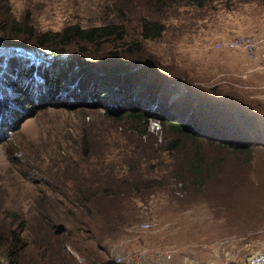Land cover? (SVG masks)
Instances as JSON below:
<instances>
[{
	"label": "rangeland",
	"instance_id": "rangeland-1",
	"mask_svg": "<svg viewBox=\"0 0 264 264\" xmlns=\"http://www.w3.org/2000/svg\"><path fill=\"white\" fill-rule=\"evenodd\" d=\"M8 1L16 20L27 21L39 32L56 31L66 24L96 25L120 9L128 36L137 40L138 10L119 0ZM165 27L159 39L144 43L145 52L160 64L159 74L172 75L170 78H178L180 83L174 87L155 84L152 90L147 89L149 84L134 85L133 76L124 68L97 67L95 60L101 55L91 54L97 58L88 59L92 66H68V55L54 60L23 57L1 42L0 79L17 81L16 71H8L10 65L67 73L61 88L44 101L36 97L43 84L37 76L29 81L23 77L26 89L20 93L2 89L11 104L3 111L0 106V228L5 229V237L20 236L19 264H117L115 258L122 255L128 259L118 264H240L263 247L264 51L254 59L239 50H218L215 44L240 35L264 41V5L256 0H235L225 6L212 5L198 15L180 10L167 19ZM109 51H117L121 60L122 52L109 47L101 51L102 56ZM12 58L16 63L11 64ZM79 60L83 62L81 57ZM114 79L123 82L118 85L117 97L159 100L163 114L174 116L202 136L249 142V152L225 156L203 184L178 185L173 197L166 192L152 193L140 204L141 220L133 228L105 225L100 216L87 220L61 195L49 191L45 184L51 181L45 176L59 169L56 155L71 151L73 144L80 142V134L93 133L87 140L98 150L102 143L96 136L114 131L122 122L105 119L101 112L110 106L114 89L101 101V108H95L93 100L72 97L79 96L81 85L87 97L92 85L108 86ZM183 85L198 93L220 91L219 95L231 97L235 106L258 115V123L245 114L230 115L229 109L224 113L196 110L182 91ZM156 101L149 110L157 111L152 108ZM147 132L151 138L143 139L160 143L166 129L153 119ZM110 141L109 147L115 148L117 140ZM157 163L153 161L152 166ZM71 171L64 173L66 178L71 177ZM53 211L61 215L56 217ZM9 249H0V258ZM167 254L170 259H163ZM0 264L5 263L0 259Z\"/></svg>",
	"mask_w": 264,
	"mask_h": 264
},
{
	"label": "trees",
	"instance_id": "trees-1",
	"mask_svg": "<svg viewBox=\"0 0 264 264\" xmlns=\"http://www.w3.org/2000/svg\"><path fill=\"white\" fill-rule=\"evenodd\" d=\"M119 1L138 10L134 27L137 40L131 41L128 36L125 15L120 9L112 18H101L96 25L66 24L56 31L39 32L27 21L16 20L9 1L0 0V44H3L1 43L3 41L8 48L15 51V54L23 57L37 55L42 60H49V58L54 60L68 55L70 61L68 66L71 63L85 67L92 66L88 59L95 60L96 57H92L91 54H97L101 55L99 60H95L97 67L124 68L123 70L128 72L129 76H133L131 81L134 85L149 84L147 89L151 90L155 84L158 87L164 84L174 87L180 83L178 78L159 74L161 66L153 62L152 57L145 52L144 43L159 39L166 30L167 19L180 10L198 15L212 5L225 6L235 0ZM256 1L264 5V0ZM13 44L30 46L38 52L32 51V55L26 54L22 51L23 48L14 47ZM105 47L122 52L121 60L117 57L119 56L117 51H109L102 56L101 51L105 50ZM79 57L83 62L79 60ZM12 59L11 64L16 63V58ZM122 64L124 67L120 66ZM135 66L138 67L135 68ZM10 67L8 71H16L17 81L11 82L7 77H1L2 111L6 110L5 105L9 107L11 104V99L6 98V93L2 89L20 93L26 89L22 87L23 77H28L25 78L28 79L27 81L33 76L41 79L42 88L38 89L36 97L44 101L55 95L67 76L66 72L61 74L58 70L53 73L47 67L38 70H26L19 65H10ZM120 83L123 82L115 79L108 86L96 83L91 86L90 93H88L90 90L87 91V97L83 94L85 87L81 85L78 88L79 96H72L80 100L85 98L89 101L93 100L94 107L101 108L103 107L101 101L109 98L107 96H111V90L114 89L110 106L102 108L101 112L105 119L116 121V123L122 122L114 127V131L96 136L102 143V147L98 150L94 149V145L87 140L94 137L93 133L88 132L89 134L82 137L80 134V142L74 143L71 151L56 155V160L64 167L57 164L59 169L51 170V174L45 176L51 181L45 185L49 191L61 195L64 202L71 205L75 213L85 215L87 220L100 216L101 223L124 230L133 228L141 220L142 206L140 204H145L149 195L166 192L168 196L170 194L173 197L175 192L178 193V185L193 187L196 184H203L215 164L218 165L229 154L249 152L250 144L202 136L175 120L174 116L163 114L164 110L158 109L159 100H155L156 104L152 108H156L157 111L153 112L149 110V107L155 102L154 100L142 101L132 100L126 96L117 97ZM17 89L18 92H15ZM183 89L186 97L192 101L191 104L196 105V110L208 112L215 110L224 113L229 109L230 115L233 112L239 115L245 114L258 123V115L255 116L254 112L243 106L242 108L235 106L232 98L219 95L220 91L211 89L208 90V94L198 93L197 90L186 88L184 85ZM121 107L123 109L119 110ZM153 119L166 129L160 143H157L155 139L150 143L143 139V136L150 137L147 126ZM113 139H116L117 143L115 148H110L108 142ZM123 140L125 142L120 143ZM205 149L207 156L204 155ZM153 161L158 162L156 167L152 166ZM68 171H71V177L66 178L64 173ZM167 188H171L172 193ZM174 198H178L177 194ZM52 213H55L56 217L61 215L56 211ZM10 231V229L7 230V232ZM4 232L5 229L0 228V249L7 247L10 249L0 258L1 262L19 264L20 236L5 237ZM77 232L78 230L75 231L76 234Z\"/></svg>",
	"mask_w": 264,
	"mask_h": 264
},
{
	"label": "built area",
	"instance_id": "built-area-1",
	"mask_svg": "<svg viewBox=\"0 0 264 264\" xmlns=\"http://www.w3.org/2000/svg\"><path fill=\"white\" fill-rule=\"evenodd\" d=\"M215 48L227 49V50H239L247 55L249 58L256 59L258 55H260L264 51V41L261 39L255 38L253 36H236L229 41L217 42L215 44ZM147 227V224H144ZM121 259L126 260L127 257L119 256L117 259L120 261ZM165 260L170 259V255L167 254L163 257ZM240 264H264V245L260 250L248 255V257L243 260Z\"/></svg>",
	"mask_w": 264,
	"mask_h": 264
},
{
	"label": "water",
	"instance_id": "water-1",
	"mask_svg": "<svg viewBox=\"0 0 264 264\" xmlns=\"http://www.w3.org/2000/svg\"><path fill=\"white\" fill-rule=\"evenodd\" d=\"M13 46H14V47H17V48H22L21 44H20L19 46L13 44ZM22 51H23L24 53H26V54H31V55L33 54L32 51H27V50H23V49H22ZM34 53H35V52H34ZM35 57L38 58L39 56L35 55ZM39 59H40V58H39ZM117 259H118V258H117ZM117 259L115 258V262H116L117 264L123 261V259H121L120 261H118Z\"/></svg>",
	"mask_w": 264,
	"mask_h": 264
}]
</instances>
